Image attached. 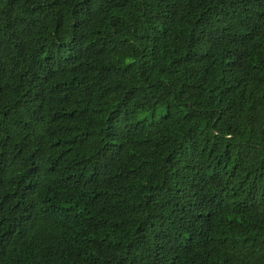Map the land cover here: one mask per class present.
<instances>
[{
	"label": "trees",
	"instance_id": "1",
	"mask_svg": "<svg viewBox=\"0 0 264 264\" xmlns=\"http://www.w3.org/2000/svg\"><path fill=\"white\" fill-rule=\"evenodd\" d=\"M0 264H264V0H0Z\"/></svg>",
	"mask_w": 264,
	"mask_h": 264
}]
</instances>
